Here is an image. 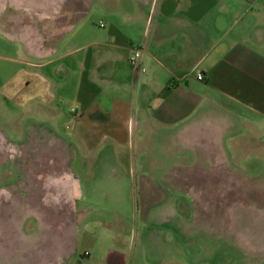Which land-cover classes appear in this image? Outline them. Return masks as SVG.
I'll use <instances>...</instances> for the list:
<instances>
[{"label":"rangeland","instance_id":"rangeland-1","mask_svg":"<svg viewBox=\"0 0 264 264\" xmlns=\"http://www.w3.org/2000/svg\"><path fill=\"white\" fill-rule=\"evenodd\" d=\"M104 3L94 0L87 21L104 16ZM2 4L11 13L0 17V89H8L19 85L15 69L23 63L14 60H25L20 38L32 30L41 34L48 21L29 18L25 7L48 12L60 26L81 16L90 0ZM244 43L242 48L254 50L251 41ZM255 54L236 62L241 103L224 98L218 105L209 98L202 136L192 130L209 156L193 146L191 151L180 137L170 140L166 128L152 127L153 135L130 138L113 156L115 144L102 140L81 154L75 175L71 144L33 115L12 111L9 96L0 95V264H100L106 250L109 264H242L236 242L219 236V229L212 233L210 223L232 211L238 197L247 203V187L264 177V160L253 164L256 159L242 155L249 146L264 147V38ZM249 101L262 110L245 106ZM217 144L227 157L215 156ZM88 222L96 248L85 241L75 254L76 234Z\"/></svg>","mask_w":264,"mask_h":264},{"label":"crops","instance_id":"crops-1","mask_svg":"<svg viewBox=\"0 0 264 264\" xmlns=\"http://www.w3.org/2000/svg\"><path fill=\"white\" fill-rule=\"evenodd\" d=\"M104 2V16L96 22L86 19L93 10L94 0H90L81 16L60 26L48 12L26 6L29 18L48 21L41 34L35 37L32 30L20 38L25 60H14L24 65L15 69L19 85L0 89V95L9 96L12 111L33 115L71 144L69 166L75 175L83 166L81 154L94 151L102 140L115 144L109 150L113 156L130 138L153 135L152 127L166 128L170 140L180 137L191 151L193 146L194 152L209 156L201 138L207 102L210 98L220 105L218 101L226 98L241 103L236 62L242 55L257 56V40L264 38V0ZM9 9L0 0L1 18L10 16ZM249 41L254 50L242 48ZM134 45L142 46L146 68L138 78L128 62ZM246 104L254 112L262 110L257 103ZM257 121L251 123L256 126ZM192 130L200 131L196 142ZM214 151L217 157H227L218 144ZM242 155L256 159V164L257 159L264 160V147L251 150L249 146ZM223 166L229 168L224 161ZM248 172L254 173V168ZM256 177L247 187L248 202L238 197L232 211L225 209L217 222L210 223L212 233L219 229V236L236 242L242 264H264V177L262 181ZM76 186L80 190L78 178ZM90 227V222L85 223L77 232L75 254L85 241L93 251L96 248ZM83 254L91 253L84 250ZM109 254L106 250L98 262L109 264Z\"/></svg>","mask_w":264,"mask_h":264},{"label":"built area","instance_id":"built-area-1","mask_svg":"<svg viewBox=\"0 0 264 264\" xmlns=\"http://www.w3.org/2000/svg\"><path fill=\"white\" fill-rule=\"evenodd\" d=\"M142 51H143L142 46L134 45L131 47L130 53L128 56V62L131 66L134 77L136 78L142 77L144 73L146 72V68L142 64V61H141ZM197 77L202 78V74L199 73ZM71 110H75V107H71ZM85 254H88V252L85 251Z\"/></svg>","mask_w":264,"mask_h":264}]
</instances>
